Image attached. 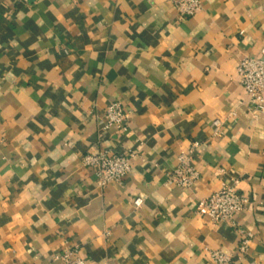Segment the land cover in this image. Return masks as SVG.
Returning a JSON list of instances; mask_svg holds the SVG:
<instances>
[{
	"label": "crops",
	"instance_id": "1",
	"mask_svg": "<svg viewBox=\"0 0 264 264\" xmlns=\"http://www.w3.org/2000/svg\"><path fill=\"white\" fill-rule=\"evenodd\" d=\"M202 3L180 19L172 0H0V264H63L76 246L87 264H264V114L238 74L264 55V0ZM115 101L126 132L100 124ZM194 143L200 179L168 186ZM103 151L130 157L123 185L84 166ZM234 180L245 254L236 227L196 212Z\"/></svg>",
	"mask_w": 264,
	"mask_h": 264
},
{
	"label": "built area",
	"instance_id": "2",
	"mask_svg": "<svg viewBox=\"0 0 264 264\" xmlns=\"http://www.w3.org/2000/svg\"><path fill=\"white\" fill-rule=\"evenodd\" d=\"M180 19L194 17L203 11L202 0H172ZM264 54V53H263ZM239 81L247 96V110L254 117L264 114V55L260 57H244L238 67ZM235 115V114H234ZM130 113L126 112L123 105L115 101L105 110L104 120L101 125L106 130L126 132L131 121ZM223 122L216 119L213 122L214 134L221 136ZM198 143H194L188 150L182 151L178 157L177 166L168 174L167 185L190 190L200 179V173L193 166V155ZM84 166L94 171L97 184L104 189L110 184L123 185L131 173L130 157L119 153L103 151L96 154H87L83 157ZM224 184L222 188L207 199L198 203L196 212L199 215L209 216L214 223H230L236 227L242 236L238 251L245 254L253 238L252 234L245 233L237 225L235 218L238 214L248 211L251 202L244 194L240 193L239 181ZM210 260L213 264H232L233 257L220 251H210ZM55 260L63 264H87L79 255V247L65 249Z\"/></svg>",
	"mask_w": 264,
	"mask_h": 264
}]
</instances>
